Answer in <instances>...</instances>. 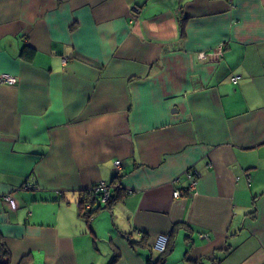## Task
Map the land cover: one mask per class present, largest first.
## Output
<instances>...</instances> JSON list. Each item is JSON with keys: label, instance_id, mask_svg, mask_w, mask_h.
Wrapping results in <instances>:
<instances>
[{"label": "crops", "instance_id": "0c3cea01", "mask_svg": "<svg viewBox=\"0 0 264 264\" xmlns=\"http://www.w3.org/2000/svg\"><path fill=\"white\" fill-rule=\"evenodd\" d=\"M2 73L5 264H264V0H0Z\"/></svg>", "mask_w": 264, "mask_h": 264}, {"label": "built area", "instance_id": "2783aa9c", "mask_svg": "<svg viewBox=\"0 0 264 264\" xmlns=\"http://www.w3.org/2000/svg\"><path fill=\"white\" fill-rule=\"evenodd\" d=\"M222 46H220V50H222ZM239 79L238 75H235L232 77V80L234 82H237ZM17 78L16 76L9 74V73H2L0 74V83H5V84H14L16 82ZM116 168L119 170L121 168V160H116L115 161ZM197 172L194 171H189L188 176L191 179V184L189 186L190 192L194 190L197 184ZM34 184L32 182H27L25 184V188H31L33 187ZM115 184L112 182H107V181H100L98 182L95 186H93L91 194L92 196H97L99 199V202L102 204H107L109 200L111 199V196L113 195V189H114ZM175 196H179L180 192L176 191L174 193ZM3 199L6 200L12 208L17 207L16 200L14 197L9 193L3 196ZM87 207H90V203L87 201L86 203ZM169 243V236L167 234H160L154 244V248L156 251L162 253L166 250L167 245Z\"/></svg>", "mask_w": 264, "mask_h": 264}, {"label": "trees", "instance_id": "16d2710c", "mask_svg": "<svg viewBox=\"0 0 264 264\" xmlns=\"http://www.w3.org/2000/svg\"><path fill=\"white\" fill-rule=\"evenodd\" d=\"M33 54H34V50L32 48H24V50L22 51V56H24L26 59H31L33 57ZM111 182L113 184H115V186H114L115 192L113 191V195L111 196V199L109 200V202L107 204L104 205V204L100 203L97 196L90 195L91 191H87L84 194L85 195L84 199L80 200V202L78 204L79 205V212L87 220L90 219L97 212L98 209L103 208V207H108L109 205H111L115 201H117L118 198H121V196L125 194L121 184L115 183L116 182L115 178H113V180ZM87 201L91 205L89 208L86 205ZM170 248H171V243H169L166 251L164 253H162L156 261L152 262V264H162L164 259H165V254L169 251ZM8 257H9L8 251L6 252L4 247H0V264H5L3 262V260L5 258H8Z\"/></svg>", "mask_w": 264, "mask_h": 264}]
</instances>
